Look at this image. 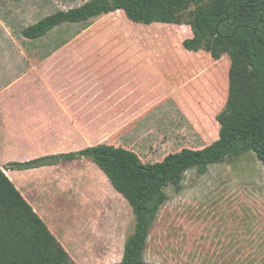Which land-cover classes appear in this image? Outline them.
Segmentation results:
<instances>
[{
    "label": "crops",
    "instance_id": "0c3cea01",
    "mask_svg": "<svg viewBox=\"0 0 264 264\" xmlns=\"http://www.w3.org/2000/svg\"><path fill=\"white\" fill-rule=\"evenodd\" d=\"M13 2L0 0V165L79 261L87 245L73 238L81 233L57 229L48 205L69 210L70 165L90 159L26 170L8 165L101 143L133 150V141L161 142L190 109L205 115L208 65L219 62L203 49L188 50L184 41L177 48L173 26L179 24L137 23L123 10L81 23L67 43L31 44L24 28L12 25ZM196 81L203 85L197 95L191 90Z\"/></svg>",
    "mask_w": 264,
    "mask_h": 264
},
{
    "label": "trees",
    "instance_id": "16d2710c",
    "mask_svg": "<svg viewBox=\"0 0 264 264\" xmlns=\"http://www.w3.org/2000/svg\"><path fill=\"white\" fill-rule=\"evenodd\" d=\"M123 10L137 23L190 25L184 41L191 51H209L215 60L229 55L230 95L217 115L219 138L201 149H184L161 164L144 162L134 150L101 143L82 150L12 162L7 168L33 169L77 159L97 162L113 185L133 199L135 231L118 264H154L146 250L151 230L169 200L168 188L179 192L186 174H204L213 164L253 152L264 164V0H89L58 10L24 28L37 39L66 23L87 25L92 19ZM0 264H77L0 165Z\"/></svg>",
    "mask_w": 264,
    "mask_h": 264
},
{
    "label": "rangeland",
    "instance_id": "374dc122",
    "mask_svg": "<svg viewBox=\"0 0 264 264\" xmlns=\"http://www.w3.org/2000/svg\"><path fill=\"white\" fill-rule=\"evenodd\" d=\"M86 1L14 0L12 25L20 30L58 10L78 7ZM179 25L173 26L177 48L183 46L181 41L193 36L190 25ZM82 27L81 23L63 24L45 36L31 39V44L67 43ZM212 59L219 63L208 65L205 115L197 117L193 109H188L189 114L177 122L178 131L167 134L161 142H131L144 162L158 165L170 155L184 149L204 148L219 138L220 124L216 117L228 103L232 61L227 54L217 60L212 56ZM195 65L199 68L198 62ZM194 68L192 64L191 69ZM201 87L199 81L191 84L196 95ZM85 168L90 172L82 173ZM69 170L73 173L72 192L65 203L69 210L55 202L48 209L56 216L57 229L71 226L76 233H81L73 241L86 243L87 254L85 259L75 262H122L126 243L135 231L133 199L119 191L93 160L74 163ZM96 170L103 176L98 177ZM50 190L58 194L55 185ZM168 194L169 200L162 207L148 240V261L154 264H264V164L255 153L213 164L204 174L193 169L186 174L183 189L177 192L169 187Z\"/></svg>",
    "mask_w": 264,
    "mask_h": 264
}]
</instances>
